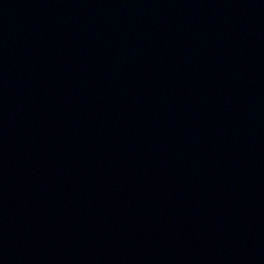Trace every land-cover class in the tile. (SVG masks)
<instances>
[{
  "label": "water",
  "instance_id": "obj_1",
  "mask_svg": "<svg viewBox=\"0 0 264 264\" xmlns=\"http://www.w3.org/2000/svg\"><path fill=\"white\" fill-rule=\"evenodd\" d=\"M80 0H0V264H36Z\"/></svg>",
  "mask_w": 264,
  "mask_h": 264
}]
</instances>
